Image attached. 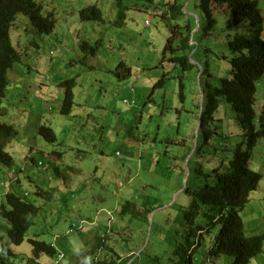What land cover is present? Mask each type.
<instances>
[{"label":"rangeland","instance_id":"rangeland-1","mask_svg":"<svg viewBox=\"0 0 264 264\" xmlns=\"http://www.w3.org/2000/svg\"><path fill=\"white\" fill-rule=\"evenodd\" d=\"M94 1L44 0L57 14V27L53 31L56 33L46 34L36 43L31 40L26 45H16L21 51V59L30 66L17 63L15 69H10V86L0 114L4 121L13 123L19 131L20 137L13 138L6 149L14 156L13 169L22 170L19 175L9 167L0 166V184L1 179L4 180V185L0 186V201L8 190L24 192L27 189L28 198L40 206L36 221L40 220L38 228L44 231L39 239L53 243L63 252L60 264H76L78 254L91 245L94 236L108 232V243L119 251L124 252L120 240L122 235L134 243L133 249H136L135 243L138 244L132 254L136 259L134 264H172L181 259L191 264H202L210 238L218 233V223L211 228L210 236L203 235L201 245L196 246V243L193 246L192 254L191 250L184 254V249L177 250L174 245L176 236L184 232L183 229L189 230L183 217L192 200L182 189L186 179L189 186H193L200 162L196 154L189 157L188 149L206 146L203 129L206 128L208 134H212L209 148L219 146V156L227 163L233 148L241 140L236 115L228 107L224 109L220 106L212 116L214 121L205 120L199 125L201 110L206 106L207 83L217 84L213 79L215 75L221 77L222 73L228 74L229 62L227 67L224 63L230 55L225 51L226 47L223 49L215 43H211L209 52L203 51L196 45V39L201 44L204 39L208 41L211 38L193 35L195 41L177 53L186 55L191 65L190 70H182L168 61L169 52L163 60L167 27L158 15L142 8L141 0H137L138 6L132 4L127 11L122 27L110 25L119 22L110 0H97L101 3L98 6L100 10L104 2H109L103 7L102 23L96 20L79 22L77 8ZM193 3L194 0L188 3L182 0V12L190 14L189 8L193 7ZM164 7L162 4L159 9L162 11ZM261 7L264 16V4ZM24 22L18 17L12 24L14 35L21 36L25 32ZM84 26L91 28L84 32ZM102 35H108V40L100 42L95 54L77 48V44L87 41V38L95 41ZM224 35L216 32L213 38L220 43ZM121 59L131 69V75L126 79L113 72ZM78 72L77 78L83 79V82L75 88V101L85 103L91 122L97 121V128L92 132L80 128L84 123L79 121L71 127L73 122L59 111L63 92L58 98L57 82L76 78ZM163 75L164 83L159 85ZM45 82L56 85L50 87ZM260 84L257 87L259 102L255 105L257 112L264 104V78ZM124 99L129 103H124ZM132 100L134 104H131ZM50 116L54 119L52 124ZM42 123L51 125L68 145L61 159L48 153L52 144L37 134V126ZM78 128L76 136H85L88 145L75 136L70 137L69 131ZM217 134L219 137L227 135V143L219 142ZM206 153L207 150L203 155ZM31 154L36 160H43L46 166L31 165L26 159ZM57 165L58 174L55 170ZM249 165L262 175L240 216L247 236H263V251L252 258L250 264H264V138L259 139L250 150ZM181 169L185 170V174ZM35 184H45L43 191L49 193L36 195ZM126 190L130 191L127 197L133 199L143 215H147L146 219L132 218L129 225H125L108 211L125 198ZM70 191L75 192L74 197ZM144 206L153 214L144 212ZM81 218L86 221H81ZM87 220H94L95 223L90 224ZM71 222L76 224V228L69 232ZM109 225H113L114 229L119 227L111 232ZM169 237L170 243L167 242ZM196 240L191 237L192 243ZM4 243L9 244L8 224L0 217V264H38V261L21 259L23 255L28 257L31 251L28 241L23 245H11L14 255L2 251ZM187 247L185 244V249ZM173 250L178 254L175 255ZM130 255L122 256L120 264H127ZM221 256L214 258V264H231V257ZM44 258L55 260L56 256L45 255L42 261Z\"/></svg>","mask_w":264,"mask_h":264},{"label":"trees","instance_id":"trees-1","mask_svg":"<svg viewBox=\"0 0 264 264\" xmlns=\"http://www.w3.org/2000/svg\"><path fill=\"white\" fill-rule=\"evenodd\" d=\"M110 1L113 2L119 19L118 23L114 22V26L118 24L119 26L116 27H122L121 25L125 21L124 18L127 11L132 4H136L137 0ZM141 1L146 6L145 8L153 4L151 3L152 0ZM181 1L172 0L170 3H164L167 9L162 12L161 16L166 19L167 24L170 26L172 36L164 44L162 57L165 60L166 53L169 52L171 55L168 57V61H172L173 64H177L176 66L184 70L189 69L191 66L187 61V56L175 55L174 52L179 49H185L190 45V33L195 26V17L182 12ZM263 4L264 0H194L193 7L189 8V10L199 15L200 26L194 35H197L198 38L205 36L211 38L208 41L204 39L201 44L196 39L199 48L209 52L212 47L211 43H215V45H219L223 49L226 47L225 51L227 50L230 55L228 61L224 63L227 67L229 62L228 74L222 73L221 77H215V75L213 79L217 84L215 82L207 83L206 106L201 113L200 119H202V124L205 120L208 121V118L218 110L219 105L224 109L230 108V111L236 115V120L241 129V140L232 150L227 163L219 156V146H214L212 149L207 150L209 157H220V160L215 162L214 167H209L205 173L202 169L196 168L192 187L187 182L185 191L191 197L192 203L189 209L187 207L185 210V220L198 217L202 221L205 216L213 219L214 216L210 212H218V217L214 222L218 223L219 230L215 235L216 245L210 249V254L214 257L220 255L229 256L232 258L231 264H250L251 259L263 251V236H247L242 218L239 216V210L247 204L250 193L257 188L261 179L260 172L250 168L249 160L252 147L259 139L264 138V104L258 112L255 110V105L259 102L257 87L263 82L264 78V16L261 7ZM40 7L41 5L37 3V0H0V111L7 89L10 86L7 75L9 67L15 66L17 63L30 66L29 63L21 60V51L16 48V45L13 46L11 43L9 29L14 16L16 13L21 12L27 16L30 24L39 34L48 33L52 30L53 23L40 12ZM101 13V10L94 7L82 8L79 10V19L81 21L96 20L101 17ZM173 19L178 20L180 24H173L171 22ZM101 20H103V17L98 21ZM216 32L225 34L222 37L223 41L220 43L213 38ZM104 40L103 37H100L95 41H82L77 44V48H80L83 52L95 54L97 46ZM27 42L28 39L23 38L18 46L26 45ZM120 69H122L121 74ZM114 72L119 74L122 79H126L131 75L130 66L126 65L122 59L119 60ZM164 79L165 76L163 75L159 85L164 83ZM57 87L59 89L57 92L58 97L63 92L60 113L70 115L74 103L75 79L67 78L61 80L57 82ZM0 115V166L13 169L14 156L6 149V146L13 138L20 137L18 136L19 131L13 123L4 121L2 119L3 115ZM203 129L205 142H207L208 137L212 134H207L206 128ZM37 133L47 143L52 144V148L48 153L53 154L57 159H61L68 145L63 139H59L51 125L47 123L39 125ZM216 138L219 142L227 140V137H219L218 134ZM60 145H63L64 150ZM205 147L200 146L196 149L200 156L202 150L205 152ZM26 159L31 165L37 167L44 164L43 160H36L32 154L27 156ZM58 168L59 165L55 166L57 174L60 173ZM20 170L22 169H15L14 171L20 175ZM181 170L184 173V170ZM1 183L0 186H3L4 180L1 179ZM19 184L21 185L22 183ZM43 185L45 184L41 186L33 185L36 195L49 193L43 191L45 189ZM60 189L62 190V188ZM70 192L74 197L73 193L75 192ZM63 193L65 194V192ZM127 193L128 191H125V198H121L119 203L121 207L118 209L112 207L108 211L116 219L119 218L129 225L130 219L138 216L144 217V215L135 208V202H133L132 198L127 197ZM28 194L27 189L24 192L12 189L3 193L0 201V217L8 224V240L10 242L9 244H2V251L5 254L14 255L10 246L23 245L25 241H28L31 251L28 257L23 255L21 259L26 258L29 262L31 259L36 260L44 255L56 256L59 249L53 243L50 244L40 240L39 235L44 231V229L38 228L40 220L36 221L40 206L30 200ZM64 203L63 201L62 204ZM97 209H102V207ZM149 210L147 208V211ZM81 221H86V219L81 218ZM87 221L90 224L95 223L94 220ZM187 224L189 225V230L183 229L184 232L176 236L177 240L174 245L177 250L184 249V254L186 251L188 253L189 248L193 245L195 246L196 243V246L201 245V236L203 238L204 234H210L213 231H211L213 226L205 228L206 226L197 224L195 229L193 221H187ZM118 227L119 225L114 229L113 225H109V230L114 232ZM72 228H76L74 222H71L69 232L72 231ZM200 232H202L201 235ZM209 234L208 236H210ZM109 235V232L96 234L91 245L78 254L75 263L84 264L85 260L91 257L92 264H118L122 254H128L134 250L132 248L134 243L124 235L120 239L124 252L115 249L108 243ZM192 236L197 239L193 243L191 242ZM170 241L171 237H169L167 242L170 243ZM135 244L137 249L138 244ZM185 244L188 246L186 249ZM193 250H191V254ZM173 253L177 255L178 251L173 250ZM135 260H133L132 264H134ZM172 264H191V262L181 259L174 261Z\"/></svg>","mask_w":264,"mask_h":264},{"label":"clouds","instance_id":"clouds-1","mask_svg":"<svg viewBox=\"0 0 264 264\" xmlns=\"http://www.w3.org/2000/svg\"><path fill=\"white\" fill-rule=\"evenodd\" d=\"M55 2H57V0H54ZM106 1V0H105ZM164 0H152V2L151 3H153V4H151L150 6H147V8H145L146 6L143 4V9H147L148 11H150V12H152L153 14H156V15H158L161 19H162V22H164V24L166 25V27H167V30H168V36H167V38L165 39V40H168L171 36H172V32H171V29H170V26L167 24V21H166V19L165 18H163L162 16H161V14H162V12L165 10V9H167V6H166V4H164L165 2H168V3H170V2H172V0H167V1H164ZM188 1L189 0H187V3H188ZM161 2V3H160ZM163 2V3H162ZM37 3L38 4H40L41 5V7H40V12L41 13H43V15L46 17V18H49L51 21H52V23H53V28H52V30L50 31V32H48V33H45V34H39L34 28H33V26L30 24V21H29V19L27 18V16H25L23 13H21V12H18V13H16L15 14V16H14V20H13V22H12V24H14V22L16 23V19H18V17L20 18V19H23V20H25V32L21 35V36H19L17 33H15V35H14V32L15 31H13L12 30V25H11V27H10V29H9V35H10V39H11V43L13 44V46H15V45H18V44H20V41H21V39H23V38H27L28 39V41H31V40H34V42L36 43V40H38V39H43L44 38V36L46 35V34H49V33H51V32H53L55 29H56V27H57V14H56V12L52 9V8H49V4H45L44 3V0H37ZM107 3H109V2H104V4H102V8H101V17H103V14H104V12H103V7H104V5L105 4H107ZM178 3V2H177ZM101 3L99 2V1H97V0H95L94 2H92V3H85V4H83V5H81V6H79L78 8H77V11H78V15H79V10L80 9H82V8H91V7H94V8H97V9H99L98 8V6L100 5ZM164 5L165 7H164V10H160L159 9V6H161V5ZM114 5V4H113ZM134 5H137V4H134ZM153 5H155V6H153ZM138 6V5H137ZM132 7V6H131ZM186 10H187V8H185ZM92 10V9H91ZM100 10V9H99ZM190 13V15H193L194 17H195V26H194V28L191 30V33H190V39H189V44H192L193 43V41H195V39H194V37H193V35H194V33H195V31L196 30H198V28H199V26H200V21H199V15H197L196 13H194V12H192V11H190L189 12ZM100 17V18H101ZM99 18V19H100ZM99 19H96V21H98ZM79 22H82L83 23V21H81L80 19H79V17H78V19H77ZM102 21L103 20H101V21H98V22H101L102 23ZM176 21H177V23H176ZM125 22V21H124ZM124 22H122V23H124ZM171 22L173 23V24H180V22L178 21V20H176V19H173V20H171ZM147 24H148V21H147ZM111 25V27H113L114 26V24H110ZM84 28V32H87L88 31V29L89 28H91V26L88 28H85V26L83 27ZM194 30V31H193ZM109 31V30H108ZM53 33H56V32H53ZM70 36L71 37H74L73 35H71L70 34ZM107 36L108 35H102L101 37H103L105 40H108L107 39ZM76 37V36H75ZM100 38V37H99ZM98 37L96 38V39H99ZM88 40H90L91 41V38L89 37V38H87ZM166 42V41H165ZM36 45V44H35ZM196 45L198 46V48H199V44L197 43V40H196ZM19 47V46H18ZM163 48H164V46H163ZM163 48H162V53H163ZM184 49V48H183ZM177 53H178V50L177 51H175L174 52V54L175 55H177ZM179 56H186V55H179ZM22 60V59H21ZM172 62V61H171ZM70 65H72V64H70ZM71 67V66H70ZM11 68H14L15 69V67L14 66H10L9 67V69H8V72H7V75H8V73H9V71H10V69ZM201 68H202V66H201ZM203 71V70H202ZM113 72H114V70H113ZM115 73V72H114ZM80 74V72H78L77 74H76V78H74V77H71V78H74L75 79V87H74V91H75V88L78 86V83H82L83 82V79H79L78 80V78H77V76ZM20 75H21V73H20ZM117 75V74H116ZM70 78V77H69ZM67 79V78H66ZM160 81V80H159ZM44 82V81H43ZM46 83V85L47 86H55L56 85V83H54V84H52L51 82H45ZM159 83V82H158ZM182 84V83H181ZM48 88V87H47ZM133 90V89H132ZM73 91V92H74ZM6 95H7V92H6ZM5 95V96H6ZM46 97V96H45ZM59 98V97H58ZM73 101H74V103H73V106H72V113L70 114V115H65V116H68L69 118H70V120L73 122V124H72V126L71 127H73L74 126V124L77 122V121H79L80 123H84L80 128H85L86 130H89V131H94L97 127H95L98 123H97V121H94V122H91V118H90V116L91 115H89V112H88V110H87V105L85 104V103H79V102H76L75 101V95L73 96ZM124 101V103H126V104H128L129 103V101L127 100V99H124L123 100ZM135 103V101L134 100H132V102H131V104H134ZM75 106V108H73ZM60 107H61V105H60ZM219 107H220V105H219ZM219 109V108H218ZM203 110L204 109H202L201 110V113L203 112ZM59 111H60V108H59ZM30 112V111H29ZM201 113H200V116H201ZM63 115V114H62ZM212 116H214V115H212ZM209 117L208 118V121L207 122H209V120H213V117ZM60 119V118H59ZM199 119H200V117H199ZM221 120H222V118H220ZM219 119V120H220ZM76 120V121H75ZM75 121V122H74ZM214 121V120H213ZM49 122L52 124L53 122H54V119H52V116H50L49 117ZM90 122V123H89ZM42 124H44V123H42ZM230 124V123H229ZM41 125V124H40ZM199 125H202V119H200V122H199ZM39 126V125H38ZM38 126H37V128H38ZM70 127V128H71ZM100 127V126H99ZM80 128H78V129H74V130H72V131H69V135H70V137H72V136H75L76 137V139L79 141V140H81V141H84L85 143H87V141L85 140V136H76V132L80 129ZM206 132H207V134H208V130L206 129L205 130ZM36 132H37V129H36ZM38 134V133H37ZM221 136H223V137H226L225 135H223V134H221ZM210 137L211 136H209V138L207 139V142H206V147H205V149L204 150H210V148H209V139H210ZM59 139H62V138H60L59 137ZM226 142V141H225ZM227 143V142H226ZM87 145H88V143H87ZM61 146V148H63V145H60ZM236 146V145H235ZM29 148H33V147H31V146H29ZM234 149V148H233ZM13 150L15 151V148H13ZM189 150V157H193V155H197L198 157H200V162H199V164L197 165V168L198 169H202L203 170V172H204V170H206L207 171V169L209 168V167H214V165H215V162L217 161V159H219L220 160V157H209V155H207V153H206V155L204 156V155H202V153H204L203 152V150L201 151V156L198 154V151L196 150V149H192L191 147L188 149ZM35 152V151H34ZM29 153V152H28ZM31 153H33V152H31ZM82 153V152H81ZM187 153V152H186ZM47 154V153H46ZM45 153H44V155H46ZM117 154H118V152H117ZM207 159H209V160H207ZM41 166H46V164H43V165H41ZM14 170V169H13ZM182 171V170H181ZM14 172V174H16L15 173V171H13ZM205 173V172H204ZM183 174H185V170H184V173ZM260 174L262 175V173L260 172ZM185 176V175H184ZM129 181L130 180H128V183H129ZM29 183V182H28ZM128 183L126 184V186L128 185ZM259 184V183H258ZM122 184L119 182V186H121ZM186 186H187V179H186V181H185V185H184V188L182 189V191H184L187 195H188V197H189V199L191 200V197L189 196V194L185 191V188H186ZM258 186V185H257ZM126 191H128L129 192V190H126ZM253 192V191H252ZM251 192V193H252ZM251 193H250V196H251ZM249 199H250V197H249ZM133 200V199H132ZM134 202V201H133ZM143 204V203H142ZM136 205V204H135ZM148 205V204H147ZM119 207H121L120 206V204L119 203H117V205H115L114 206V208H116V209H118ZM245 207V206H244ZM243 207V208H244ZM135 208L136 209H138L139 210V208L138 207H136L135 206ZM147 208L148 207H146V206H144V212H146L147 211ZM243 208H241V210L243 209ZM241 210H239V216H240V212H241ZM207 211V210H206ZM221 211H222V209H221ZM139 212L143 215V211H141V210H139ZM147 214H149V213H151V214H153V211L151 212V210H149V211H147L146 212ZM222 213H223V211H222ZM210 214L211 215H213L214 216V218L213 219H209V217L208 216H205L204 217V219L202 220V221H200L199 220V218L197 217V218H195V219H193V218H190V219H188V220H186V221H193L194 222V224L195 225H193L194 227H195V229H196V226H197V224H199V225H204V226H206L205 228H207V227H209V226H213L214 224L213 223H215L214 222V220L215 219H217V217H218V212H214V211H211L210 212ZM199 216V215H198ZM139 218H141V219H146V217H147V215H144V217H140V216H138ZM241 217V216H240ZM206 218L207 219H209L208 221L206 220ZM183 219L185 220V213H184V217H183ZM243 221V220H242ZM176 222H179V220H177ZM122 223H124L125 225H126V222H122ZM213 224V225H212ZM244 224V223H243ZM177 227V226H176ZM201 233L202 232H200V235H201ZM201 239H202V236H201ZM8 242H10L9 240H8ZM149 243V242H148ZM147 243V244H148ZM136 245V244H135ZM216 245V240H215V235L213 236V237H211L210 238V244L206 247V257H205V260H202V264H214V256H212L211 254H210V249L213 247V246H215ZM137 246V245H136ZM147 246V245H146ZM194 246V245H193ZM193 246H191L190 248H189V251L190 250H193L194 248H193ZM57 249H59V248H57ZM58 251V253H57V255H56V259L55 260H52L50 263H47V264H57V263H60V258H62L63 257V252L59 249V250H57ZM135 251H136V249H134V250H132V251H130L128 254H131L130 256H131V258L126 262L127 264H132V262H133V260L135 259V257H133L132 256V254H134L135 253ZM62 255L61 257H59V255ZM128 254L126 253V254H122L121 255V258H122V256H124V255H126V256H128ZM45 256V255H44ZM42 257H40V258H37L36 260H34V261H38V264H40L41 263V261H42V259H41ZM220 259V258H219ZM29 261H32V259L31 260H29ZM43 262V261H42ZM44 263V262H43ZM45 264V263H44ZM84 264H92V261H91V257H89V258H87L86 260H85V262H84ZM119 264V263H118Z\"/></svg>","mask_w":264,"mask_h":264},{"label":"crops","instance_id":"crops-1","mask_svg":"<svg viewBox=\"0 0 264 264\" xmlns=\"http://www.w3.org/2000/svg\"><path fill=\"white\" fill-rule=\"evenodd\" d=\"M122 259H123V258H120V259H119V262H118L119 264H120V262L122 261ZM51 261H52V260L49 259V258H44V259H43V262H44V263H50Z\"/></svg>","mask_w":264,"mask_h":264},{"label":"built area","instance_id":"built-area-1","mask_svg":"<svg viewBox=\"0 0 264 264\" xmlns=\"http://www.w3.org/2000/svg\"><path fill=\"white\" fill-rule=\"evenodd\" d=\"M62 255L60 254L59 257H61Z\"/></svg>","mask_w":264,"mask_h":264}]
</instances>
